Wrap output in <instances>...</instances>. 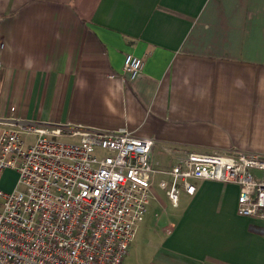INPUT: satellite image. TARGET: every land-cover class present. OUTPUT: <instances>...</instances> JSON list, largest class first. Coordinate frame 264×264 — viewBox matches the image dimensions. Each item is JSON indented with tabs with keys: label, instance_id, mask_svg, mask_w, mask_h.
I'll use <instances>...</instances> for the list:
<instances>
[{
	"label": "crops",
	"instance_id": "0c3cea01",
	"mask_svg": "<svg viewBox=\"0 0 264 264\" xmlns=\"http://www.w3.org/2000/svg\"><path fill=\"white\" fill-rule=\"evenodd\" d=\"M0 42V117L74 141L126 128L166 168L185 151L264 156V0H0ZM126 54L143 61L132 80ZM195 185L179 215L138 224L122 264H264L238 187Z\"/></svg>",
	"mask_w": 264,
	"mask_h": 264
},
{
	"label": "built area",
	"instance_id": "2783aa9c",
	"mask_svg": "<svg viewBox=\"0 0 264 264\" xmlns=\"http://www.w3.org/2000/svg\"><path fill=\"white\" fill-rule=\"evenodd\" d=\"M142 68L125 55L128 79ZM63 135L0 117V175H16L11 190L0 184V264H122L155 182L172 206L197 181L234 184L237 214L264 220V156L185 151L166 168L152 160L153 140L126 128L76 129L74 142Z\"/></svg>",
	"mask_w": 264,
	"mask_h": 264
},
{
	"label": "rangeland",
	"instance_id": "374dc122",
	"mask_svg": "<svg viewBox=\"0 0 264 264\" xmlns=\"http://www.w3.org/2000/svg\"><path fill=\"white\" fill-rule=\"evenodd\" d=\"M31 140V139H30ZM60 141L62 142H74L73 139H69V138H65L62 137L60 138ZM157 161L159 164H165L169 162V160H166L167 157H157L156 156ZM15 178L16 175L13 171H6L3 174L0 175V184L1 186L6 189V190H11L14 182H15ZM153 194L155 196V198L153 199L152 197H150V202L149 205L147 207V211L146 214L143 217V220L141 221V223L138 226V232L143 231V228H146L143 224L145 223V220H152V221H156L157 218H155L156 216H169V215H173V214H177L179 215L181 213V209H182V202H183V197L181 199L180 204L178 203V206H172V204L169 202V200L167 199V197L165 196L164 192L161 191L157 185L156 182L153 184ZM159 203H163V207L161 206V204ZM159 217V218H160ZM162 223V222H161ZM139 234V233H138Z\"/></svg>",
	"mask_w": 264,
	"mask_h": 264
}]
</instances>
